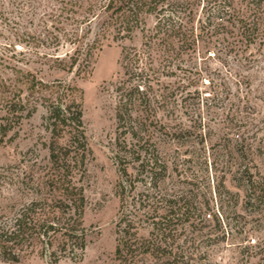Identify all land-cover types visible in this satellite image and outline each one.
Wrapping results in <instances>:
<instances>
[{
	"label": "rangeland",
	"instance_id": "obj_1",
	"mask_svg": "<svg viewBox=\"0 0 264 264\" xmlns=\"http://www.w3.org/2000/svg\"><path fill=\"white\" fill-rule=\"evenodd\" d=\"M58 1L0 0V226L19 206L50 193L44 185L51 136L43 100L61 95L64 104L81 108L89 151L82 181L88 243L80 264H111L116 222L126 213H118L115 196L116 88L134 82L120 66L121 57L124 49L142 48L155 19L143 15L131 33L114 40L117 26L101 27L105 17L89 26L65 20L68 14L58 17ZM233 2L242 8L240 0ZM202 6L200 0L195 8L196 34ZM74 29L80 35L84 31V43L99 39L83 73L76 67L62 71L53 59L67 61ZM232 42L228 36L201 35L189 50L163 60L161 52H153L143 62L149 63L154 93L164 97L147 121V149L167 165L161 190L176 195V207L186 211L170 228L173 238L162 245L171 256L147 258L143 264H264V40L234 50L228 46ZM33 77L44 85L29 90ZM66 140L62 135L55 142ZM249 175L260 183L255 201L245 184ZM0 264L10 262L0 255ZM11 264L50 262L33 246L23 248Z\"/></svg>",
	"mask_w": 264,
	"mask_h": 264
},
{
	"label": "trees",
	"instance_id": "obj_2",
	"mask_svg": "<svg viewBox=\"0 0 264 264\" xmlns=\"http://www.w3.org/2000/svg\"><path fill=\"white\" fill-rule=\"evenodd\" d=\"M201 1L200 34H196L193 24L200 0L58 1V17L68 14L65 20L80 21L78 23L89 26L94 20L105 17L101 27L117 26L114 40L131 33L132 27L142 22L143 15H153L155 19L142 48L124 49L121 57L120 66L134 82L119 83L116 88L119 93L116 107L118 135L129 137L130 141H120L119 136L116 140L114 161L118 178L115 196L119 202L118 213H126L116 222V246L111 264H143L147 258L171 256V251H166L162 245L168 238H173L170 229L173 222L186 215V211L182 213V209L176 207L179 198L160 188L167 175V165L147 149L145 138L151 132L147 121L156 116L154 107L163 104L164 97L154 93L152 78L146 73L150 71L149 63L143 62L153 52H161L163 60L178 51L189 50L201 35L228 36L233 39L228 43L231 50L246 49L264 40V0H240L242 8H236L233 0ZM119 17H123V22L117 23ZM83 39L84 31L80 35L76 29L72 30L68 40L74 49L67 61L53 58L59 63L60 70L71 72L76 67L83 73L89 67L94 44L99 39L95 38L91 44L84 43ZM53 40L58 44V37L53 36ZM27 82L29 90L35 89L37 84L44 85L34 77ZM43 101L46 106L44 120L51 136L47 147L51 168L44 185L50 188V193L19 206L10 221L0 226V255L10 264L17 263L18 253L34 246L41 249L50 264H80L88 243L82 221L86 207L82 181L89 151L82 110L77 105L64 104L61 95ZM18 104L23 106L22 102ZM62 135H67V140L61 145L55 139ZM245 184L254 191L250 200L259 198V190L255 188L260 183L249 175ZM162 205L168 209L160 211L158 206ZM130 207H133V213L128 210ZM120 223L125 224L123 230ZM145 231L147 236H141L140 233ZM176 259L174 256L173 260Z\"/></svg>",
	"mask_w": 264,
	"mask_h": 264
}]
</instances>
